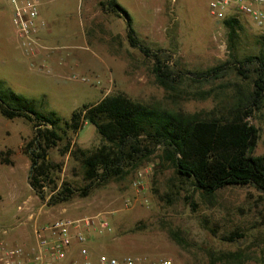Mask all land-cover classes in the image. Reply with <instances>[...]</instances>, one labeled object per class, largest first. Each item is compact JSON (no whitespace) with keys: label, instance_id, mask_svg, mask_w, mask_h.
I'll return each mask as SVG.
<instances>
[{"label":"rangeland","instance_id":"1","mask_svg":"<svg viewBox=\"0 0 264 264\" xmlns=\"http://www.w3.org/2000/svg\"><path fill=\"white\" fill-rule=\"evenodd\" d=\"M38 3V33L42 46L37 55L21 46L10 22V8L0 0V82L5 88L34 102L41 113L53 112L61 121L82 105L121 93L145 104L172 112L194 113L208 110L214 102L168 95L154 81L151 63L129 47L122 19L99 7L103 0H35ZM128 14L137 39L150 51L169 57L171 68L181 74L203 71L225 62V30L210 17L211 0H115ZM241 31L234 56L264 53V32H258L244 15L238 16ZM45 41H43V40ZM229 69L213 81L175 84L187 93L206 91L232 84L246 86ZM218 99H222L221 96ZM257 131L254 156H264V101L262 109L247 119ZM31 124L20 118L0 116V152L9 151L10 165L0 164V240L27 230L31 223L16 207L38 214L43 224L60 217L91 219L84 227L87 247L110 257L146 256L169 258L177 264H209L219 254L238 253L239 264H264V194L251 186H228L210 199L192 195L175 176L173 168L153 151L149 161L122 180L89 185L81 179V169L67 155L60 156L61 140L50 149L47 159L60 164L53 179L64 184L72 195L63 202L49 203L45 191L40 198L28 184L29 161L23 147L33 135ZM69 145L91 150L100 139L90 125L68 135ZM5 157V155H3ZM140 174L137 187L132 185ZM84 191V195H82ZM107 229L99 227L100 222ZM5 231V235H2ZM234 232L243 236L234 242L221 241ZM171 234L180 241L178 246ZM26 236V234H25ZM221 264V263H215Z\"/></svg>","mask_w":264,"mask_h":264},{"label":"trees","instance_id":"2","mask_svg":"<svg viewBox=\"0 0 264 264\" xmlns=\"http://www.w3.org/2000/svg\"><path fill=\"white\" fill-rule=\"evenodd\" d=\"M98 5L122 19L129 47L150 61V72L158 87L169 96L211 98L214 105L194 113L172 112L114 93L95 104L82 105L67 121H61L53 112L37 111L32 100L13 93L0 82V116L7 120L24 119L34 130L22 150L29 161L27 184L30 190L40 198L46 191L52 204L66 201L72 195L66 184L56 187L53 175L60 171V164L47 159L48 151L64 139L66 142L59 155H67L78 164L84 189L109 180H122L147 163L158 149V159L168 163L176 178L188 186L189 195L185 199L189 203L194 194L207 200L228 186H251L264 194V156L253 155L258 135L247 120L263 106L264 53L258 51L240 60L234 56L240 23L229 17L220 21L229 53L225 62L203 71L181 74L171 68L168 56L150 51L137 39L128 14L115 0H103ZM226 68L247 81L246 86L232 84L226 95L223 93L226 85L219 86L218 91L210 88L191 93L175 86L184 80L192 84L213 81L220 78ZM220 96L222 99H218ZM83 124L92 126L98 135L100 144L96 148L86 150L69 145L68 135L77 133ZM8 154V150L0 152V164L10 165ZM82 193L84 195V191ZM242 236L234 232L222 236L221 241L231 243ZM171 238L180 245L172 234ZM240 261L238 253H225L209 264H239Z\"/></svg>","mask_w":264,"mask_h":264},{"label":"built area","instance_id":"3","mask_svg":"<svg viewBox=\"0 0 264 264\" xmlns=\"http://www.w3.org/2000/svg\"><path fill=\"white\" fill-rule=\"evenodd\" d=\"M10 8V22L21 46L37 55L42 46L38 33L42 23L38 22V3L35 0H6ZM208 13L215 20L246 16L254 28L264 32V0H211ZM140 174L132 182L137 187ZM17 214H24L31 223L30 234L23 242L11 243L0 240V264H177L169 258L146 256L110 257L90 251L86 245L87 237L84 227L95 224L94 219H58L35 223L38 214L26 210V203L16 207ZM107 229L105 222L99 227ZM83 228V229H82ZM5 235V231H2Z\"/></svg>","mask_w":264,"mask_h":264},{"label":"crops","instance_id":"4","mask_svg":"<svg viewBox=\"0 0 264 264\" xmlns=\"http://www.w3.org/2000/svg\"><path fill=\"white\" fill-rule=\"evenodd\" d=\"M40 37H38V39H39ZM41 39V38H40ZM43 40V39H42ZM43 41H45V40H43ZM26 229V228H25ZM23 230V231H18L17 232V234L14 236V235H12V236H10V237H8V240L7 241H9V242H11V243H14V242H23V241H25V239H26V237H27V230ZM25 234H26V236H25Z\"/></svg>","mask_w":264,"mask_h":264}]
</instances>
